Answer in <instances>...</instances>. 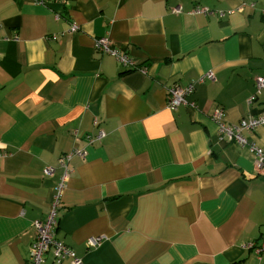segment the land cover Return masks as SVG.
<instances>
[{
	"label": "crops",
	"instance_id": "crops-1",
	"mask_svg": "<svg viewBox=\"0 0 264 264\" xmlns=\"http://www.w3.org/2000/svg\"><path fill=\"white\" fill-rule=\"evenodd\" d=\"M258 77L264 0H0V264H28L74 151L55 238L80 264H264L244 248L264 242V169L212 120L264 114ZM241 133L264 151V125Z\"/></svg>",
	"mask_w": 264,
	"mask_h": 264
},
{
	"label": "built area",
	"instance_id": "built-area-1",
	"mask_svg": "<svg viewBox=\"0 0 264 264\" xmlns=\"http://www.w3.org/2000/svg\"><path fill=\"white\" fill-rule=\"evenodd\" d=\"M173 14H180L181 10L179 8H174L171 10ZM206 9H197L193 14L206 13ZM70 30L72 32L78 31L79 27L76 24L70 25ZM94 48L96 51L103 54H108L116 58L124 66L131 68L134 67V62L130 59L127 54H122L117 50L113 49L106 38H98L94 42ZM206 80L214 81V76L211 72L200 77L194 82H190L186 86H171L167 88V107L168 109L174 111L180 106L194 107L192 103H188L186 97L191 95L197 85L203 84ZM256 94H260L264 90V78L258 77L255 79ZM255 100V96L248 99V103H252ZM212 120L216 123L218 127V133L220 136L227 138L229 141H233L235 144L241 147H248L256 157L255 165L259 169H264V151L255 147L252 144H248L245 137L242 135V131H253L254 129L264 125V114L256 117H251L246 121H241L239 126H232L225 121L224 112L221 109H216L212 114ZM103 134L99 133L96 139H102ZM79 155L84 157L85 152L74 151L71 154L62 156L59 159V167L63 169V175L60 182L56 186V196L53 199V204L51 205L46 218L37 223L36 226V236L34 238L33 244L31 246V254L29 256L28 264H42L44 262V256L47 252H53V262L58 263L65 258H72L73 264H80L78 260L74 258V254L66 247V245L55 238V229L57 228V213L58 205L60 202V194L64 188L66 179L68 178V168L67 163L74 156ZM54 173V168H46L44 171L45 176H52ZM101 238L97 237L89 240V246H96L100 244ZM245 249H252L255 255L264 257V242L260 245H247L244 246Z\"/></svg>",
	"mask_w": 264,
	"mask_h": 264
}]
</instances>
